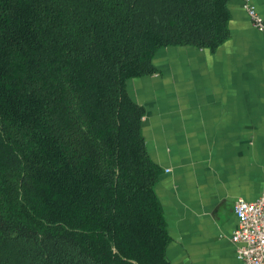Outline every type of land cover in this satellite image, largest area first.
<instances>
[{
  "label": "trees",
  "instance_id": "trees-1",
  "mask_svg": "<svg viewBox=\"0 0 264 264\" xmlns=\"http://www.w3.org/2000/svg\"><path fill=\"white\" fill-rule=\"evenodd\" d=\"M230 0H0V264H171L131 79L213 51Z\"/></svg>",
  "mask_w": 264,
  "mask_h": 264
},
{
  "label": "crops",
  "instance_id": "crops-1",
  "mask_svg": "<svg viewBox=\"0 0 264 264\" xmlns=\"http://www.w3.org/2000/svg\"><path fill=\"white\" fill-rule=\"evenodd\" d=\"M264 17V0H248ZM246 0H230L229 34L213 51L166 47L157 73L128 82L142 132L163 172L156 191L171 264H245L234 205L264 191V34Z\"/></svg>",
  "mask_w": 264,
  "mask_h": 264
},
{
  "label": "built area",
  "instance_id": "built-area-1",
  "mask_svg": "<svg viewBox=\"0 0 264 264\" xmlns=\"http://www.w3.org/2000/svg\"><path fill=\"white\" fill-rule=\"evenodd\" d=\"M244 9L252 25L264 34V17L246 0ZM238 227L232 241L238 245L237 256L245 264H264V191L255 201L239 199L234 205Z\"/></svg>",
  "mask_w": 264,
  "mask_h": 264
}]
</instances>
